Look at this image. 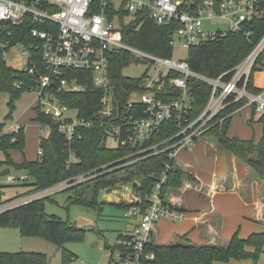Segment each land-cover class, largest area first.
<instances>
[{"label":"built area","instance_id":"built-area-1","mask_svg":"<svg viewBox=\"0 0 264 264\" xmlns=\"http://www.w3.org/2000/svg\"><path fill=\"white\" fill-rule=\"evenodd\" d=\"M261 16H264V0H0V56L6 61L11 51H17L15 59L25 61L19 69L30 74L38 72L37 83L30 84L28 90L37 94L42 110L52 117L66 140L71 141L80 127L89 128L97 117L78 116L77 109L59 104L53 91L82 92L89 73V80L103 92L100 117L111 120L107 133L116 142L114 147L140 144L162 122L173 120L180 127L168 146L169 156L174 158L175 150L191 146L225 107L243 102L254 107L256 113L264 112V88L253 92L248 87L252 71H264V35L236 66L212 78L193 71L186 59L163 58L124 43L123 24L139 17L142 21L149 19L158 26L171 27L172 48L178 42L188 50L237 32L243 21ZM206 20L225 22L228 29L217 27L204 31L202 26ZM119 51L129 53L134 60L146 62V59L148 65L147 71L137 77L140 78L138 89L120 105L108 70L109 57ZM38 58L41 64L35 63ZM72 71L85 74L74 75ZM228 72L231 76L225 80ZM189 78L206 83L211 89L203 111L193 120L188 119L192 99ZM14 85L19 88L21 82ZM174 89L179 94L168 97L167 93ZM160 95L169 99L163 100ZM45 104L51 108H45ZM68 110L75 111L74 115L66 114ZM38 126L42 131L46 128L49 134V125ZM21 127L13 124L4 132L17 133ZM38 153L41 154L40 149ZM15 180L27 178L21 175ZM165 181L163 172L154 183L144 210H141V199L133 191L131 196L118 197L119 202L128 206L123 216L135 223L117 235L114 245H105L109 257L106 264H145L153 260L155 254L150 250V244L154 243L153 226L162 218L171 221L184 218V212L170 205L163 196ZM40 197H25L14 204L0 203V213Z\"/></svg>","mask_w":264,"mask_h":264},{"label":"trees","instance_id":"trees-1","mask_svg":"<svg viewBox=\"0 0 264 264\" xmlns=\"http://www.w3.org/2000/svg\"><path fill=\"white\" fill-rule=\"evenodd\" d=\"M263 35L264 16L243 21L237 32H229L225 36L190 47L186 61L193 71L208 77H217L244 59ZM171 38V27L158 26L149 19L142 21L141 18L135 17L122 26L124 43L163 58L172 56ZM133 61L134 58L124 51L112 53L109 57V80L119 105L125 103L129 94L138 89L140 78L123 74V69ZM35 63L41 64L40 59H35ZM254 72L252 71L249 76L248 87L251 91L258 92L261 88L253 85ZM37 74L38 72L30 74L13 68L0 56V91L8 93L10 108L22 92L29 91L30 84L37 83ZM72 74L85 73L72 71ZM87 76L84 91H53V93L59 104L70 109H77L78 116L88 118L96 115L97 118L93 119L92 125L89 128L80 127L74 138L68 141L58 131L52 117L42 110V104L38 101L33 108L32 120L50 127L47 137H39L41 154L38 153L35 161L14 163L7 151L23 149V128L21 127L17 133H5L4 124L0 123V150L5 156L4 161H0V168L13 165L18 170L26 171L32 178L31 182L25 184L29 191L66 183L61 191H74L75 197L69 198L71 203L93 208H101L97 201V194L101 189L109 191L116 189L117 185H129L141 199V210H144L148 205L149 194L154 183L163 172L166 176L162 187L164 197L170 188L181 186L184 176L192 178L176 166L174 158L169 156L171 149L168 146L175 140L174 136L180 130L173 120L162 122L155 132L140 144L107 147V129L110 127L111 120L100 117V111L103 108L101 103L103 92L89 80V73ZM230 76L231 72H228L224 75V79L228 80ZM16 82H21L19 88L14 85ZM187 84L192 97L188 119L193 120L203 111L211 89L206 83L193 78H189ZM178 94L177 89L167 93L168 97H175ZM160 97L163 100L169 99L165 95ZM243 105V102H236L225 107L212 118L209 126L201 132L200 136L215 138L226 152L236 156L264 180V112L257 118L262 125L261 137L258 141H254L253 138L229 137L227 134L233 113ZM251 111L252 114H256L254 107H251ZM253 121L250 117L248 123ZM151 147L154 148L139 151L142 148ZM89 183H94L90 199L87 198ZM46 199L50 197L32 199L3 211L0 213V227H17L23 236L43 235L58 247L77 240L84 230L68 220L46 215L44 213ZM116 206L122 209L128 207L122 202L117 203ZM263 246L264 232L251 233L245 239L240 238L235 232L226 246L197 245L182 235L177 242L165 245L150 244V250L154 252L155 257L145 264H212L244 259L256 262L262 254ZM73 260H75L74 256L63 250V263L67 264ZM0 264H48V257L38 252H0Z\"/></svg>","mask_w":264,"mask_h":264},{"label":"rangeland","instance_id":"rangeland-1","mask_svg":"<svg viewBox=\"0 0 264 264\" xmlns=\"http://www.w3.org/2000/svg\"><path fill=\"white\" fill-rule=\"evenodd\" d=\"M131 20H128V22ZM204 31H212L215 28L220 27L222 29H228V25L222 21H204ZM18 52L11 51L7 55L6 63L13 68H22L25 65L23 59H15ZM188 50L180 46L176 42L173 46L172 58L175 60L186 59ZM144 61L147 62L145 59ZM146 62L134 60L127 67L123 69V74L128 77L137 78L140 77L148 69ZM254 86L264 88V71H255L253 73ZM37 94L33 91H24L21 95L13 101V106H8L9 95L5 91H0V123L4 124V128L11 126L13 123L18 125H24V147L23 149H9L7 153L11 157L14 163H22L23 161H35L38 158L39 151V136L46 137L48 130L46 128L43 131L37 125L34 117V107L37 102ZM45 102V101H44ZM45 108H51L45 104ZM66 114L74 115L75 111L68 110ZM250 117L253 118L252 123H248ZM258 116L252 114L250 107H242L233 113L231 121L229 123L227 134L229 137H237L239 139H254L258 141L261 137L262 125L257 121ZM3 128V130H4ZM209 140L215 141L213 137H208ZM116 142L107 137L106 146L114 147ZM194 146V147H193ZM190 148H184L178 154L184 162H193L197 164V167L201 166L203 175L206 174L207 168L215 165L211 162L210 158L204 153L203 146L200 142H195ZM179 149V148H178ZM223 149H221L222 151ZM5 156L0 150V161H4ZM225 160V157H223ZM240 160V159H239ZM240 162H242L240 160ZM218 166L225 165L226 162H222L221 156L217 158ZM244 163V162H243ZM245 164V163H244ZM5 166L0 168V171ZM9 173L0 176V203L11 204L17 203L20 199L29 196H41L50 197L44 202V213L46 215H54L61 220H68L73 225L78 226L79 218H83L89 221L80 228L84 231L82 235L75 241L67 242L62 247H58L46 239L43 235L23 236L21 235L19 228L12 226L0 227V252H38L43 253L48 257V264H64L62 261V253L65 250L67 253L74 256L75 260L70 261L67 264H106L109 260L107 245H114L117 235L120 232L129 230L132 227L131 220L123 216L124 209L117 207V199L120 195L131 196V187L129 185L120 186L119 189L107 191L108 189H101L97 194V201L101 208L87 207L80 204L71 203L69 198L75 197L74 191H61L64 187L63 184H55L51 187L39 189L37 191H29L27 189V182H31L32 178L24 170H18L13 165L8 166ZM26 175L25 181H13V178ZM88 197L92 196V186L94 183H89ZM43 192H46L42 196ZM241 210L238 205L232 206L225 216L226 221L230 222L235 216L239 214ZM185 218V215H184ZM183 218V219H184ZM182 221V220H181ZM181 223V222H179ZM179 223H160L158 225V242L165 243L167 239L174 242L179 240V235L182 231H177ZM226 224V222H225ZM184 225V224H179ZM226 227V226H225ZM228 230V226L226 227ZM237 230V229H236ZM196 230H192L191 233ZM238 233V232H237ZM189 234V235H190ZM194 236V235H193ZM239 236V234H238ZM248 235L239 236L241 238H247ZM171 238V239H170ZM234 264H264V254H261L259 259L254 262L250 259L236 261Z\"/></svg>","mask_w":264,"mask_h":264},{"label":"crops","instance_id":"crops-1","mask_svg":"<svg viewBox=\"0 0 264 264\" xmlns=\"http://www.w3.org/2000/svg\"><path fill=\"white\" fill-rule=\"evenodd\" d=\"M38 101L37 99L35 103L37 104ZM245 106L251 109L250 105L242 107ZM256 115L260 114L256 113ZM37 125L39 124L37 123ZM9 127H5L4 130ZM23 127L24 125H22ZM195 142H200L203 146L205 155L211 159L209 164L215 163L207 168L205 175H203L202 166L201 168L197 167V164L189 161L184 162L177 157L181 150L192 147ZM221 149L223 148L217 140L211 141L208 137L199 136L194 139L191 146L179 147L175 150L176 166L192 178L184 176L181 186L170 188L165 198L174 208L183 211L185 218L182 221L160 219L153 226L152 238L155 244L165 245L172 242L169 239L165 243L158 242V225L160 223L181 222L179 224L184 225L178 224L177 226V231H182L179 237L185 235L189 241L197 245L226 246L235 232H238L239 236L264 232V180L260 179L248 165L240 162L236 156L229 154L224 149L221 151ZM219 156H221L222 162H226L225 165L218 166L216 162ZM117 202L119 203L118 199ZM235 204L241 211L229 225L225 214ZM134 223L135 221L131 220V224ZM225 226H228V230ZM193 229L196 231L190 234ZM262 254H264V246ZM236 261L240 260L213 262L212 264H234Z\"/></svg>","mask_w":264,"mask_h":264},{"label":"water","instance_id":"water-1","mask_svg":"<svg viewBox=\"0 0 264 264\" xmlns=\"http://www.w3.org/2000/svg\"><path fill=\"white\" fill-rule=\"evenodd\" d=\"M8 173H9V168H5L4 170L0 171V176H4ZM89 223H90L89 221H87L83 218H79V220H78V226L79 227H82V226L89 224Z\"/></svg>","mask_w":264,"mask_h":264}]
</instances>
